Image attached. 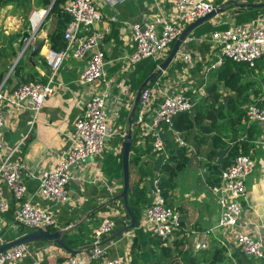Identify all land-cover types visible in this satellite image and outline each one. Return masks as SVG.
<instances>
[{
    "label": "crops",
    "instance_id": "obj_1",
    "mask_svg": "<svg viewBox=\"0 0 264 264\" xmlns=\"http://www.w3.org/2000/svg\"><path fill=\"white\" fill-rule=\"evenodd\" d=\"M204 1L218 4V2L227 0ZM93 4L101 15V20L95 28L98 29L103 26L109 28V32L100 43V50L104 58L103 79L109 81L108 96L105 102L108 136L103 150L95 157L82 161L77 167L72 168V179L67 186L69 197L67 203L51 205L38 196L36 176L42 171L52 169L58 155L68 149L75 119L81 115L90 96L103 88L101 80H95L89 84L77 82L78 74L88 57L75 59L70 55L65 57L55 73L53 92L43 100L35 117H32L31 113L26 110L6 109L4 111L5 127L1 136L3 148L0 150L1 155L6 156L11 153L12 157L23 165L22 180L30 201L39 207H47L52 211L56 229L70 225L72 230L70 235H73L76 233L75 228L83 224L84 232L81 231L80 233L83 245L91 242V231L101 219L105 215L114 213L112 210L109 212L97 210L86 217L93 206L96 207L103 202L105 203L106 200L119 192L121 185L120 146L127 128L128 114L138 87L156 67L155 64V67L148 72L153 60L146 59L131 63L122 58L123 55L133 50L130 25L145 22L156 16L169 22L173 21L170 0H93ZM31 9H35V7L32 6ZM19 11L21 9L7 14L0 22V54L3 55L0 58L2 80L4 77L5 79L8 77L9 74L6 76V73L13 60V58H9L11 54H9L10 48L7 43L11 42L13 50L16 45V38L11 36L20 32L24 27V20ZM234 19L235 17L231 12L221 11L196 27L197 30L194 32V29L184 39L179 46L176 57H173L166 68L150 82L156 90V95L150 111L145 117L147 123L151 122L152 110L163 92L172 90L181 92L191 99L194 104L193 107L205 95L206 84L214 78L219 65L223 63L217 47L207 40L208 34L212 29L219 26L224 29L234 26ZM48 20L46 23L49 22ZM261 20V18L250 19V21H254L253 24H259ZM47 32L46 29L39 27L36 37L43 39V45L39 52L47 46L45 40ZM2 36L10 37V39L6 40ZM28 51L30 53V47ZM35 56L41 60L39 53ZM33 57L28 55L26 63L22 62L23 67L18 74L24 78L33 75V77L35 76L34 80L43 82L47 78L48 69L44 64L35 63L31 60ZM259 59L261 62V58ZM32 73H36V75ZM245 76L246 79L251 75L246 72ZM16 80L20 81V78L17 77ZM217 91L222 97L226 94L221 84L217 86ZM228 98L225 97L224 100L226 101ZM134 113L128 128L131 137L135 134L133 131L136 129L134 127ZM251 123L253 122L246 121L244 130L239 132V139L241 141L248 140L251 145L247 149L246 155L250 156L255 163L254 171L244 181L246 192L243 199L239 200L241 206L240 220L246 225V230L250 235L260 238L264 243V149L259 144V141L264 138V128L261 124ZM144 131L146 129L139 136H135L134 141L138 139L140 143L135 145L134 154L129 152L128 159L130 156H136L137 152L140 161L147 160L143 152L145 151L144 145L146 138L148 139V133L145 134ZM163 140L170 141L171 137ZM184 146H188L185 141ZM187 150L186 155L192 157V160L176 174L175 186L169 191L170 197H167L170 206L180 214L182 225L177 231L180 235L174 232L175 234L173 233L171 237L164 240L166 242L158 243V245L156 237L144 235V239L138 238L137 243L140 247L136 252L142 254L138 264H190L186 261L188 256L200 262L197 253L211 247V251H215L217 248L223 249L220 260L216 259L218 264H263L259 259L252 258L257 261H249L250 257L240 253L235 243V234L231 229L215 227L217 206L206 184L207 170L204 165V156L202 153L194 155L197 152L193 146H189ZM164 162V159L156 161L147 171L145 178H142L143 180H140L141 174L148 165L152 164V161L146 164L141 171L138 170V159L130 164L129 184H138V181H143L139 182L138 186H145L143 205L149 202L152 192V178L159 176V169ZM31 172L35 177L31 176ZM0 189L1 197L8 205L5 211H0V240L6 242L20 236L18 235L20 226L13 222L17 204L2 184ZM141 207L142 212L144 206ZM91 214L93 216L90 217ZM182 233L185 234L190 243V251L186 257H176L172 250L163 251L159 249L162 246L167 247L168 241L180 238ZM132 240V231H128L120 235L118 239L107 242L105 247L108 256L125 259L128 264L131 259L130 246ZM26 247L27 253L21 262L16 264H57L68 255L51 242L31 241L26 244ZM92 264H99V261H93Z\"/></svg>",
    "mask_w": 264,
    "mask_h": 264
},
{
    "label": "built area",
    "instance_id": "obj_2",
    "mask_svg": "<svg viewBox=\"0 0 264 264\" xmlns=\"http://www.w3.org/2000/svg\"><path fill=\"white\" fill-rule=\"evenodd\" d=\"M173 21L169 22L162 17H152L145 22L130 25L133 50L123 55V59L134 63L151 59L161 60L168 52L171 43L180 30L188 23L206 14L215 6L204 0H170ZM260 2V1H259ZM62 9L70 16L62 38L65 45L62 49L53 51L46 46L39 52L43 63L48 69L45 81H30L18 84L12 91L5 92L0 82V150L3 148L1 136L5 127L4 111H28L32 117L41 107L43 100L53 92L54 75L68 55L75 59L88 57L85 65L77 77V82L89 84L95 80L102 81V90L90 96L84 105L83 111L72 126L71 141L68 149L58 155L57 161L48 171H42L36 176L38 184L36 192L40 198L51 205H63L68 202L66 185L72 179V168L87 159L101 153L108 136L106 129L107 113L105 102L108 96L109 81L103 79L104 58L100 50V43L109 32L107 26L96 29L101 15L93 4V0H65ZM33 12V13H32ZM32 18L40 19L46 10L30 11ZM29 13V15H30ZM28 22L32 23L29 18ZM38 16V17H36ZM35 30L23 38V44L16 60L27 49H31ZM208 41L216 46L221 60L234 63H243L252 67L255 61L264 56V18L259 24L251 22L234 25L223 30H212L208 34ZM178 51L174 55L176 57ZM161 56V57H159ZM159 57V58H158ZM186 57V56H185ZM220 60V61H221ZM157 61V62H158ZM15 60L11 63L6 76L12 71ZM152 84L147 83L139 92L134 113V127L138 128L139 136L143 130L149 134L151 151L164 154V146L160 133H169L171 139L179 146L184 145L180 133L172 128V118L193 108V102L181 92L172 90L161 93V98L152 110L153 117L150 123L146 122L154 96L151 95ZM248 122L255 121L264 124V85H261L259 94L254 102L245 109ZM165 126V127H164ZM163 127L165 130H163ZM135 144L140 141L136 139ZM264 149V138L259 141ZM255 168L253 159L244 154L235 156L231 163L223 167L219 173V181L208 186L217 205V228L231 229L235 234V243L240 253L246 257L259 259L264 264V243L260 238L247 232L246 225L240 220V199L245 196V179ZM23 165L10 154L3 156L0 152V185L9 192L17 204L13 215V222L27 229L55 227L54 215L47 207H39L30 201L29 194L22 180ZM31 176L33 172H31ZM151 201L141 212L139 227L150 236L166 240L179 227V213L175 208L166 206L158 186V177L152 180ZM0 211L8 207L1 197ZM114 223L110 215H105L99 224L91 231V242L87 248L74 255L63 257L57 264H127L125 259L109 258L107 248L97 243L110 234ZM71 228L67 225L60 230ZM0 240V244H2ZM27 253L26 244H18L0 252V264H16L21 262Z\"/></svg>",
    "mask_w": 264,
    "mask_h": 264
},
{
    "label": "trees",
    "instance_id": "obj_3",
    "mask_svg": "<svg viewBox=\"0 0 264 264\" xmlns=\"http://www.w3.org/2000/svg\"><path fill=\"white\" fill-rule=\"evenodd\" d=\"M64 1L65 0H0V22L7 14H11L15 10L19 9H21V11L19 12L22 14L21 16L24 20V27L20 30V32H17L11 36L14 39L16 38V40L18 39V41L15 40L16 45L14 49L12 50L11 42L7 43L10 48L9 54H11L9 58H13L12 62L14 60L15 62L12 67V72L2 83V89L5 92L12 91L20 83L34 81L35 76L33 77V75L24 78L23 76H20L18 74V72L23 67L22 63L20 62V57L22 56H20L16 60V57L18 56L23 44V38L27 35L29 23L28 15L32 6L35 7V10L37 11L46 10V17L41 23L40 27L41 29H46L48 31L45 35V40L47 42L48 48L50 50L57 51L64 47L65 41L62 38V34L66 25L70 21V16L62 9ZM259 1L264 0H227L225 2H218V4H212L215 7L220 8L221 11L231 12L235 17V25H238L248 23L247 21L254 23V21L252 22L250 21V19L254 20L264 18V7L258 9H241L236 7L234 2ZM47 20L49 21L48 23H46ZM222 28V26H219L215 29L221 30ZM196 30L197 29H195L194 32ZM208 30L209 28L207 29V31ZM2 38H5L6 40L10 39V37L6 36H2ZM2 56L3 55L0 54V58ZM31 60H33L35 63H41L42 65L44 64L42 59L40 60L38 56L31 58ZM161 60L156 63L154 61L151 62L150 67L148 68V72L152 68H154L155 64L157 65ZM263 60L264 56L261 57V61L264 64ZM257 68L258 66L256 65V61L252 67H247V65L243 63H234L229 60H223V63L219 65L214 78L206 84L205 95L197 101L196 105L190 111L180 112L172 118V128L180 133V136L188 146H178L175 142H173L172 139L170 141L163 140L162 143L164 146V154H157L151 151V138L148 134V139L146 138V144L144 145L145 151L143 152L147 160L140 161L139 154L137 152L136 156L129 157L128 171L130 164L137 159L139 171H141V169L146 164L152 161V164L148 165L146 170L141 174L140 180H143L142 178H145L147 171L153 166L156 161H161L163 159L165 160V162L159 169L160 174L158 176V186L160 188L161 196L166 206L171 207L168 203L167 197H170L169 191H171L175 186L174 178L176 174L192 160V157L186 155L188 151L187 148L189 146H193L195 148V151L197 153H194V155L202 153V155L204 156V165L207 170L205 180L208 186L218 183L219 173L221 169L229 165L235 156L239 154L246 155V151L251 147V145L248 143V140L241 141L239 139V132L244 130L245 123L247 121L245 116V109L247 105L255 101L260 91V84L264 83V74H259V70ZM246 72L250 74L257 73L258 76L256 77V79H249V77L245 79ZM32 74L36 75V73ZM2 76L3 75L0 74V81H2ZM17 77L20 78V81L16 80ZM220 84L223 91L226 92L223 97L217 91V86H220ZM225 97H229L228 100L225 101ZM252 122L258 123L255 121ZM261 125L264 128V124ZM164 127L163 130H165ZM136 132H139L138 128L133 131V133ZM134 138L135 135L133 134L131 137L129 148V152H131V154H134V148L136 147ZM222 149H225V154L221 157V161L217 162L219 150ZM139 182L143 181H138V184ZM138 184L130 183L129 190L126 196L127 207L133 219V226L129 230L132 231L133 240L130 246L131 259L128 264H138L142 258V254L136 252L140 247V245L137 243V239H144V235L150 237V234L148 232L144 231L143 228L138 226L141 216V206H143V198L145 197V186L142 185L139 187ZM117 193L115 195H117ZM109 209L114 212L112 213V215H110V218L114 223V227L110 232L111 234L112 232L126 226L129 223V219L120 200L108 203L98 211L107 212ZM91 216H93V214H91L90 217ZM181 225L182 221L180 220L179 214V227L174 231L175 233L180 230ZM19 228L20 231L18 235H21L29 230L24 227ZM46 229L49 232H53L54 230H56V227L50 226ZM83 229V224L78 225L75 228L76 233H74L73 235H70V233H72L71 228L63 230L61 233V240L67 247L71 249L81 248L80 251H82L84 250V248L82 247L87 246V244L83 245V241L81 239L82 236L80 233L81 231H83ZM177 235L180 234L177 233ZM118 238L119 236L114 240ZM155 239H157V245L158 243L166 242L164 240H160L159 238ZM167 243L170 246H162L159 249H162L163 251L172 250V252L175 253V256H179L180 258H184L189 254L190 243L189 239L185 236L184 233H182V236L180 238H177L173 241H168ZM106 244L107 243L102 246H106ZM211 249L212 247L206 250L204 249L197 253V257L199 258L200 262H197L194 258H190L189 256L186 258V261L190 264H218L216 262V259L220 260V258L222 257L220 254L222 253L223 249L217 248L215 251H211ZM248 260L257 261L252 258H249ZM258 262L260 261L258 260Z\"/></svg>",
    "mask_w": 264,
    "mask_h": 264
},
{
    "label": "water",
    "instance_id": "obj_4",
    "mask_svg": "<svg viewBox=\"0 0 264 264\" xmlns=\"http://www.w3.org/2000/svg\"><path fill=\"white\" fill-rule=\"evenodd\" d=\"M236 7L241 8V9H258L264 7V1L260 2H234ZM221 12L220 8L214 7L211 9L209 12L206 14L198 17L197 19L193 20L192 22L188 23L186 26H184L180 32L178 33L177 37L175 40L172 42L168 52L166 55L163 57V59L156 65L155 69L153 72H151L147 78L141 83V85L138 87L134 101L131 107V110L128 114L127 118V128L125 130V134L122 137V143L120 146V162H121V185H120V191L117 193V195H114L113 197L109 198L105 203H101L91 209L87 214L86 217L90 214L93 213L100 208H102L104 205L111 203L116 200H120L122 202V205L124 207V210L126 214L128 215L129 223L112 232L111 234L107 235L105 238L101 239L97 244L98 245H103L107 242L112 241L113 239L117 238L118 236L124 234L126 231H129L132 226H133V219L129 213L128 207H127V202H126V196L127 192L129 190V180H128V154H129V148H130V140H131V134L129 131V124L132 122L133 119V112L135 110L137 100H138V95L143 86H145L147 83L151 82L152 79H154L155 76H157L161 71H163L166 66L169 64V62L173 59L174 55L176 54L177 51H179V46L182 44L184 39L199 25L202 23L206 22L208 19L212 18L216 14ZM43 45V39L41 37H35L34 40L32 41V46L30 49L29 56L33 57L37 53H39V50L41 46ZM159 136L162 139H170V134L169 133H160ZM225 154V149L219 150V156L217 159V162L221 161V157ZM61 233L62 230L56 229L53 232H49L47 229H42V228H35V229H29L27 232L21 234L15 239H12L10 241H6L2 244H0V252L3 250H6L8 248H11L15 245L18 244H24L28 243L31 241H45V242H51L58 248H60L64 253L68 255H74L80 252V249H71L67 247L63 241L61 240ZM87 246H83L82 248H87Z\"/></svg>",
    "mask_w": 264,
    "mask_h": 264
},
{
    "label": "rangeland",
    "instance_id": "obj_5",
    "mask_svg": "<svg viewBox=\"0 0 264 264\" xmlns=\"http://www.w3.org/2000/svg\"><path fill=\"white\" fill-rule=\"evenodd\" d=\"M33 9H31V11H32ZM33 13V12H32ZM32 13H30V15H29V18H31L32 19V23H28V33L29 34H31L34 30H35V33H34V37H36L37 36V32H38V30H39V27H40V24H41V21L43 20V15L40 17V19L37 21V19H34V18H32ZM29 49H27L26 50V52L23 54V57H21L20 58V62L22 63V62H25L26 63V59H27V57H28V55H29V51H28ZM259 60L260 59H257L256 60V63H257V65H258V70H259V74H261V75H263L264 74V64L262 63V61L261 62H259ZM251 76H249V77H251V78H254V79H256V77L258 76V74L257 73H254V74H250ZM260 85H264V83H261ZM94 93H96V92H94ZM151 95L152 96H155L156 95V90H154V87L152 88V91H151ZM254 171V170H253ZM68 184H69V182H68ZM68 184L66 185V188H67V186H68ZM68 191V190H67ZM210 193V192H209ZM210 195H211V197H212V199H213V201H215L214 200V196L210 193ZM151 201V195H150V198H149V202ZM149 202H147L145 205H143L144 207L147 205V204H149ZM217 206V205H216ZM143 207V208H144ZM110 211V209L108 210V212ZM127 232V231H126ZM104 245V244H103ZM66 254V253H65Z\"/></svg>",
    "mask_w": 264,
    "mask_h": 264
},
{
    "label": "bare ground",
    "instance_id": "obj_6",
    "mask_svg": "<svg viewBox=\"0 0 264 264\" xmlns=\"http://www.w3.org/2000/svg\"><path fill=\"white\" fill-rule=\"evenodd\" d=\"M36 17H38V16H36Z\"/></svg>",
    "mask_w": 264,
    "mask_h": 264
}]
</instances>
